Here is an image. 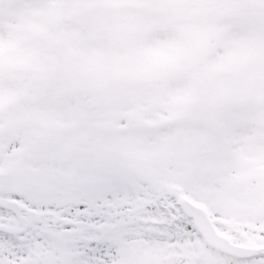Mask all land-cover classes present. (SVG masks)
I'll return each instance as SVG.
<instances>
[{
  "label": "snow or ice",
  "instance_id": "snow-or-ice-1",
  "mask_svg": "<svg viewBox=\"0 0 264 264\" xmlns=\"http://www.w3.org/2000/svg\"><path fill=\"white\" fill-rule=\"evenodd\" d=\"M0 264H264V0H0Z\"/></svg>",
  "mask_w": 264,
  "mask_h": 264
}]
</instances>
